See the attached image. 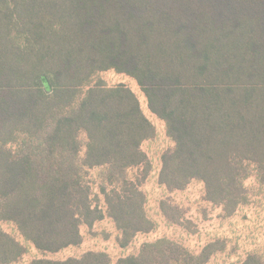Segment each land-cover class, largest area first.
<instances>
[{
  "label": "trees",
  "instance_id": "trees-1",
  "mask_svg": "<svg viewBox=\"0 0 264 264\" xmlns=\"http://www.w3.org/2000/svg\"><path fill=\"white\" fill-rule=\"evenodd\" d=\"M109 70L136 81L174 143L159 184L202 182L226 216L248 202L253 173L264 190V0H0V222L25 242L49 253L80 243L79 226L104 217L85 179L96 168L122 246L153 229L139 188L154 128L129 88L93 83ZM217 244L194 256L160 239L116 264H204ZM23 253L0 230V264Z\"/></svg>",
  "mask_w": 264,
  "mask_h": 264
},
{
  "label": "rangeland",
  "instance_id": "rangeland-1",
  "mask_svg": "<svg viewBox=\"0 0 264 264\" xmlns=\"http://www.w3.org/2000/svg\"><path fill=\"white\" fill-rule=\"evenodd\" d=\"M98 81L106 87L123 85L129 88L154 128V136L141 145L150 171L139 188L144 196L145 215L152 222L153 229L149 233L136 234L129 243L122 246L121 231L105 214L101 177L103 170L96 168L90 170L85 179L91 190L92 205L103 211V219L91 227L80 225V243L56 253L35 249L23 240L13 224L0 222V230L11 235L25 248V253L12 264H30L35 260L64 261L80 258L87 252L103 253L108 257L109 264H116L121 258L138 255L144 245L160 239L169 240L194 256L199 255L205 246L218 243L204 264H241L251 255L264 264V190L259 186L254 173L244 181L248 189V202L241 204L228 216L221 206L205 200L202 182L194 180L183 190H168L158 182L161 156L174 148V143L166 135L164 123L148 110L142 91L131 77L109 70L99 73L93 83ZM142 169L129 168V181H136ZM162 202L165 204L160 206Z\"/></svg>",
  "mask_w": 264,
  "mask_h": 264
}]
</instances>
